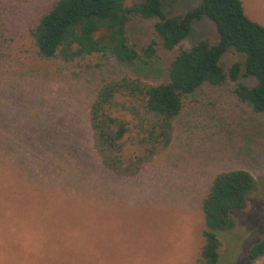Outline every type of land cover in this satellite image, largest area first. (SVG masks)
<instances>
[{"label": "rangeland", "instance_id": "obj_1", "mask_svg": "<svg viewBox=\"0 0 264 264\" xmlns=\"http://www.w3.org/2000/svg\"><path fill=\"white\" fill-rule=\"evenodd\" d=\"M57 0H0V264H204L202 202L219 172L246 169L257 179L249 207L221 235L217 264H264L249 258L264 238V111L239 100L234 81L205 83L185 98L170 146L135 175L104 166L89 110L104 80L168 79L175 51L155 32L156 19L134 18L130 42L156 40L155 54L134 64L101 53L66 62L42 57L31 28ZM264 24V0H243ZM200 0H163L167 15ZM217 41L214 22H194L181 46ZM230 48L226 69L244 61Z\"/></svg>", "mask_w": 264, "mask_h": 264}, {"label": "trees", "instance_id": "obj_2", "mask_svg": "<svg viewBox=\"0 0 264 264\" xmlns=\"http://www.w3.org/2000/svg\"><path fill=\"white\" fill-rule=\"evenodd\" d=\"M136 17L156 19L154 28L161 44L175 54L165 82L109 78L91 103L94 147L104 166L121 176L137 174L170 146L185 98L205 83L236 81L243 71L256 82L238 83L237 97L253 110L264 111V24L246 13L243 0H200L194 8L170 16L163 9V0H57L31 33L44 58L71 62L101 53L134 64L154 56L157 44L156 40L141 48L131 44L129 24ZM204 17L214 22L218 40L202 38L190 47L181 46L194 22ZM231 47L245 58L226 69L222 57ZM257 188V179L246 169L215 175L202 202L201 262L220 261L221 235L236 226L235 212L248 209ZM263 255L264 238L251 247L249 258L257 260Z\"/></svg>", "mask_w": 264, "mask_h": 264}]
</instances>
